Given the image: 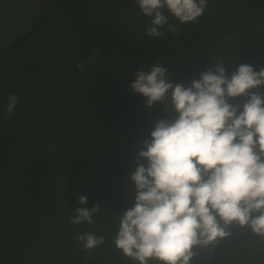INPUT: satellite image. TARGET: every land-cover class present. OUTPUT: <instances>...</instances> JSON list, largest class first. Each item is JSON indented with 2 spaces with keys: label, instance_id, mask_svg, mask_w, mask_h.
Segmentation results:
<instances>
[{
  "label": "trees",
  "instance_id": "1",
  "mask_svg": "<svg viewBox=\"0 0 264 264\" xmlns=\"http://www.w3.org/2000/svg\"><path fill=\"white\" fill-rule=\"evenodd\" d=\"M246 2L264 9V0ZM147 23L135 0H48L37 25L0 54V264H138L112 241L134 201L126 177L137 145L163 105L145 106L130 87L136 72L159 63L171 81L187 83L217 55L229 72L244 63L264 68V35L236 22L221 0H209L194 24L169 14L178 35L165 26L151 37ZM12 93L19 100L7 118ZM95 204L101 213L92 224L69 222L74 208ZM86 231L107 237L87 260L73 240ZM215 264H264V238L236 227Z\"/></svg>",
  "mask_w": 264,
  "mask_h": 264
},
{
  "label": "clouds",
  "instance_id": "2",
  "mask_svg": "<svg viewBox=\"0 0 264 264\" xmlns=\"http://www.w3.org/2000/svg\"><path fill=\"white\" fill-rule=\"evenodd\" d=\"M148 18L147 34L160 38L169 14L180 24L196 23L209 0H135ZM231 63L221 55L187 83L169 79L159 63L140 69L130 87L146 98L145 106L163 105L151 131L137 145L131 181L135 196L119 216L112 241L115 250L138 264H191L198 249L231 236L238 224L264 238V68ZM83 70V62L77 64ZM244 98V103H234ZM19 97H8L11 118ZM77 203L86 205L80 195ZM99 204L74 208L73 225L92 224ZM73 240L90 259L107 237L96 231L77 233Z\"/></svg>",
  "mask_w": 264,
  "mask_h": 264
},
{
  "label": "water",
  "instance_id": "3",
  "mask_svg": "<svg viewBox=\"0 0 264 264\" xmlns=\"http://www.w3.org/2000/svg\"><path fill=\"white\" fill-rule=\"evenodd\" d=\"M226 12L242 26L264 35V9L250 6L246 0H221ZM48 0H7L0 14V54L20 41L40 21ZM238 224L229 226L231 232ZM225 239V238H224ZM224 239L209 246L202 261L201 249L191 264H215L216 255Z\"/></svg>",
  "mask_w": 264,
  "mask_h": 264
}]
</instances>
